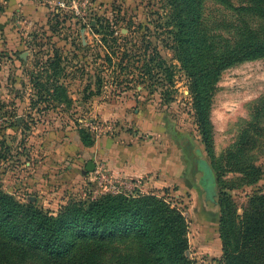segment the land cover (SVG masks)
Wrapping results in <instances>:
<instances>
[{"label":"rangeland","instance_id":"374dc122","mask_svg":"<svg viewBox=\"0 0 264 264\" xmlns=\"http://www.w3.org/2000/svg\"><path fill=\"white\" fill-rule=\"evenodd\" d=\"M24 2L0 0L2 192L53 217L108 195H154L184 215L192 264H222L223 241L264 264V234L243 249L264 197V57L204 73L229 60L243 34L264 41L257 4L199 0V58L187 68L170 0H31L38 15L17 10ZM185 144L212 173L191 174ZM139 251L114 242L99 264ZM1 253L10 257L0 264H36Z\"/></svg>","mask_w":264,"mask_h":264},{"label":"trees","instance_id":"16d2710c","mask_svg":"<svg viewBox=\"0 0 264 264\" xmlns=\"http://www.w3.org/2000/svg\"><path fill=\"white\" fill-rule=\"evenodd\" d=\"M170 2L177 9L174 21L178 31L176 44L182 52L181 60L188 68L193 59L199 58V0ZM251 2L257 4L256 15L264 18V0ZM235 46L229 60L216 59L204 73L216 72L214 70L220 64L224 67L264 57V41L255 40L252 34H243ZM217 62L220 64L215 65ZM193 79L194 93L198 96L200 84L196 74ZM205 102L206 98L201 99V96L195 102L203 130L208 124ZM184 152L191 163L192 175L209 167L198 147L185 144ZM187 234L182 212L154 195H108L88 204H71L64 207L58 217H53L32 206L19 204L0 189V260L6 257L1 253L6 247L20 253L21 259H34L36 264H99L101 253L117 242L136 243L140 251L136 258L117 257L115 264H192L185 256L189 248ZM261 234H264V197L256 200L248 219L243 249ZM223 250L222 264H250L242 251L231 249L224 241Z\"/></svg>","mask_w":264,"mask_h":264},{"label":"crops","instance_id":"0c3cea01","mask_svg":"<svg viewBox=\"0 0 264 264\" xmlns=\"http://www.w3.org/2000/svg\"><path fill=\"white\" fill-rule=\"evenodd\" d=\"M18 1L20 2V0H18ZM21 1H25V2L23 3V6L20 7V8H18L17 10H21V11H23V10H25V9L28 8V7H32L31 9H35V12L33 13L34 15H38V13H41V8H42V7L33 4V3L31 2V0H21ZM36 1H37V0H36ZM35 6L38 7V9H37Z\"/></svg>","mask_w":264,"mask_h":264},{"label":"water","instance_id":"95a60500","mask_svg":"<svg viewBox=\"0 0 264 264\" xmlns=\"http://www.w3.org/2000/svg\"><path fill=\"white\" fill-rule=\"evenodd\" d=\"M94 169H95V164L92 163V162H90V163H88V165H87V167H86V172L94 171ZM207 170L210 171V172L212 173V171H211V169H210L209 167L207 168ZM212 177H213V176H212ZM212 190H213V189H212ZM212 190H211V192H212L211 197L213 198L215 192H214V190H213V191H212ZM208 196H210V195H208Z\"/></svg>","mask_w":264,"mask_h":264},{"label":"built area","instance_id":"2783aa9c","mask_svg":"<svg viewBox=\"0 0 264 264\" xmlns=\"http://www.w3.org/2000/svg\"><path fill=\"white\" fill-rule=\"evenodd\" d=\"M37 1H43L45 3V1H48V0H37Z\"/></svg>","mask_w":264,"mask_h":264}]
</instances>
